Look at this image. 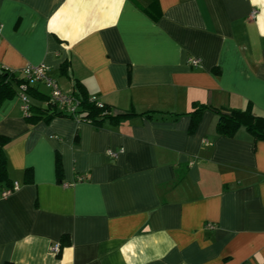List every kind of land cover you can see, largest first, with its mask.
<instances>
[{
	"label": "crops",
	"instance_id": "1",
	"mask_svg": "<svg viewBox=\"0 0 264 264\" xmlns=\"http://www.w3.org/2000/svg\"><path fill=\"white\" fill-rule=\"evenodd\" d=\"M40 63L117 118L0 103V264H264V139L188 113L264 115V0H0V66Z\"/></svg>",
	"mask_w": 264,
	"mask_h": 264
},
{
	"label": "trees",
	"instance_id": "2",
	"mask_svg": "<svg viewBox=\"0 0 264 264\" xmlns=\"http://www.w3.org/2000/svg\"><path fill=\"white\" fill-rule=\"evenodd\" d=\"M154 3L150 4L146 12L153 18L159 17V13L154 11ZM0 103L15 94L24 92L29 99L28 111L24 115L29 124H34L39 120H49L55 116H65L78 119L80 122H85L97 126L101 119L117 118L112 115L111 107L102 102L99 106L97 100H90L92 94L77 86V91L71 94L78 100V106L74 113L67 112L63 106L52 101L50 95L39 89L40 82H30L22 73L0 66ZM26 85V88H23ZM210 108L218 113V121L216 123L217 134L223 136H232L239 126H244L255 138L264 139V115L255 114L252 106L249 104L243 109H219L209 105L197 104L188 113L192 117L191 130L194 129L201 113L204 109ZM8 143V138L0 134V183H5L6 187L11 188L13 183L7 175V157L5 154V145ZM56 172L61 173V164L59 158L56 160ZM27 174H31L29 169Z\"/></svg>",
	"mask_w": 264,
	"mask_h": 264
},
{
	"label": "built area",
	"instance_id": "3",
	"mask_svg": "<svg viewBox=\"0 0 264 264\" xmlns=\"http://www.w3.org/2000/svg\"><path fill=\"white\" fill-rule=\"evenodd\" d=\"M189 63L192 65L198 64L199 59L198 58H189ZM25 77L30 82H40L42 85L48 90V93L50 95V98L52 101L56 102L58 105L63 106L67 112L74 113L77 106H78V100L71 94L64 92L55 77H53L49 73V67L45 63H40L36 65H27L22 69ZM23 88H26V85H23ZM19 98L21 101V109L23 111V114L25 115L28 111L29 106V99L27 95L24 92H21L19 94ZM90 100H97V103L99 106L102 105V101L99 100L97 95L92 94L90 96ZM79 121L78 119H76ZM107 152L110 155H116V152L112 149H108ZM83 177H79V180H81ZM17 182L13 183V186L11 188H7L2 191V196L9 195L13 190L17 188ZM207 226L212 227V225L207 224ZM51 251L53 253H58L59 251V244H54L51 246Z\"/></svg>",
	"mask_w": 264,
	"mask_h": 264
},
{
	"label": "water",
	"instance_id": "4",
	"mask_svg": "<svg viewBox=\"0 0 264 264\" xmlns=\"http://www.w3.org/2000/svg\"><path fill=\"white\" fill-rule=\"evenodd\" d=\"M0 72H1V70H0Z\"/></svg>",
	"mask_w": 264,
	"mask_h": 264
}]
</instances>
